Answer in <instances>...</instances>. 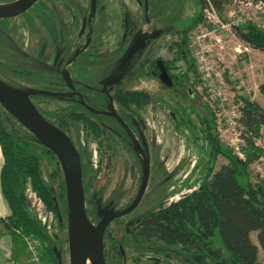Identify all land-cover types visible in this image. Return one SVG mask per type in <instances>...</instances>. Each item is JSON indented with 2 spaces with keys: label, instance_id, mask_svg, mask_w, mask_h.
<instances>
[{
  "label": "rangeland",
  "instance_id": "rangeland-1",
  "mask_svg": "<svg viewBox=\"0 0 264 264\" xmlns=\"http://www.w3.org/2000/svg\"><path fill=\"white\" fill-rule=\"evenodd\" d=\"M197 1L148 0V10L145 11L144 0H97L92 41L77 61L68 67L72 80L78 79L88 86H95L98 82L104 83L119 68L121 70L122 62L117 61L122 60L130 43V37L124 33L121 25L123 10L126 8L139 30L148 25L152 30L163 29L165 32L146 47L141 55L144 61L140 63L139 68L134 66L135 63L126 65L125 71L137 68L133 76H122L123 88L143 90L150 95L149 103L137 109L149 151V179L135 209L121 221H113L107 229L117 240L121 250V256L117 257L118 264H191L184 256L157 245L155 240L143 239L132 229L131 223L127 222L166 206L191 190L183 185V181L196 163V148L180 114L184 109L196 121L194 114L189 110V106L196 105V97L193 95L189 98L177 88L163 84L147 72L146 65L154 59H172L175 52L173 42L177 40V36L170 28L176 26L180 19L190 17L197 10ZM89 9V0H38L22 15L0 18V31L3 33L0 34V78L16 82L20 88H38L50 84L51 78L48 76L52 75V71L50 67L44 66V63H52L68 40L75 39L72 51L77 42H82V38H76V33L80 28L82 16L87 15ZM231 11L246 17L254 8H248L241 0H225L221 10L222 16L227 18ZM145 14L149 17V24L144 21ZM263 16L264 14L260 13L259 17ZM233 38L225 37L224 43H221L224 61L218 65L217 70L225 69L224 76L228 82L229 93L235 91L245 94L264 107V97L257 89L258 84L264 82L262 52L250 47L248 53H236L233 47L241 50L239 44L243 41L237 36ZM59 63L63 68L65 59L62 58ZM175 64L181 70L186 68L182 59L177 60ZM173 71L176 73L178 69ZM240 79L243 85L239 84ZM197 88L198 84L196 90ZM208 103L214 104L213 99ZM35 105L47 111H60L67 106L62 100L35 101ZM226 109L231 110L230 105H227ZM262 131L264 133V125ZM68 132L73 142L81 149L83 160L89 167L91 190L101 188L103 202H107L118 187L121 203L136 194L141 174L140 166L124 143L101 137L102 144H99L81 123L71 127ZM219 137L233 139L234 136L224 131L219 132ZM258 145L264 149V135ZM37 153L44 177L56 187L60 176H56L53 181L50 178V173L56 171V158L47 154L42 146L37 148ZM225 162L224 158L219 157L216 169ZM250 169L253 181L263 179L264 159L261 157L251 163ZM195 177L196 175H191L188 182L191 183ZM27 197L28 207L42 221L60 251L62 264H69L67 227L66 224H59L64 217L60 215L58 218L47 211L30 187L27 188ZM250 236L258 244L256 232H251ZM37 242L42 262L52 264L47 259L48 254L41 240ZM258 258L264 264V253L260 247Z\"/></svg>",
  "mask_w": 264,
  "mask_h": 264
},
{
  "label": "trees",
  "instance_id": "trees-1",
  "mask_svg": "<svg viewBox=\"0 0 264 264\" xmlns=\"http://www.w3.org/2000/svg\"><path fill=\"white\" fill-rule=\"evenodd\" d=\"M9 1L13 0H0V3ZM210 1L219 11L223 9L225 0ZM252 1L264 3V0ZM197 2V10L190 17L180 19L175 26V32L179 35L178 41L174 43L178 47L175 58L164 61L167 71L170 68L178 69L172 76V87L189 98L195 95L197 100L196 105L189 106L196 121L184 109L180 114L196 148V163L183 181V185L191 190L170 204L140 216L136 232L143 239L155 240L157 245L160 244L165 250H172L184 256L191 264H262L258 255L259 247L264 253V178L253 181L250 165L261 157L264 159V149L253 142V138H262L264 135L261 131L264 125V107L257 100L239 94L243 103L242 121L245 129L251 132L241 147L245 155L242 160L234 154L233 148L220 140L214 112L202 94L196 90L201 80L190 56L187 36L189 31L203 20L205 0ZM123 19L126 29L134 28L127 8L123 10ZM235 32L239 39L262 52L264 74V27L245 20ZM179 59L185 61V70L179 69L175 64ZM128 73L132 72L127 70ZM257 89L264 97V82L258 84ZM31 98L33 102L62 100L61 97L43 94H36ZM114 98L118 104L131 110L134 106L146 105L150 101V95L146 91L137 90L118 89ZM37 107L45 118L63 131L67 124L73 127L84 122L89 124V133L92 136L101 135V131L92 126L93 122L88 117H82V113H78L75 106L65 107L60 111H47ZM50 117H53V120H50ZM97 143L102 144V141L98 140ZM41 146L35 137L0 105V149L3 157L0 189L10 209V213L1 219L2 225L16 241L21 240L15 233L16 230L41 240L48 254L47 259L52 264H60V251L42 221L28 207L27 188L30 187L47 211L58 218L60 215L64 217L59 224H66L67 207L62 171L56 161V171L50 173V178L53 181L56 176H60V179L56 187H53L41 169L37 153V148ZM44 151L55 157L45 147ZM219 157L224 158L226 162L216 169ZM81 163L85 185L89 169L82 157ZM191 175L196 177L189 183ZM84 189L88 191L87 186H84ZM98 199L99 197L94 206ZM86 212L91 221L98 220L99 216L91 203L86 205ZM251 232H256L258 244L252 240ZM113 241L109 240V248L104 252L106 264H116L117 257L121 256L113 258L111 249L113 245L117 248L116 241ZM119 252L117 250L115 254Z\"/></svg>",
  "mask_w": 264,
  "mask_h": 264
},
{
  "label": "water",
  "instance_id": "water-1",
  "mask_svg": "<svg viewBox=\"0 0 264 264\" xmlns=\"http://www.w3.org/2000/svg\"><path fill=\"white\" fill-rule=\"evenodd\" d=\"M36 1L14 0L9 3H0V18H10L22 14ZM144 1V8L147 11L148 0ZM96 2L97 0H90L91 12L95 11ZM142 42L143 40H140V45ZM138 46V42L134 40L122 57L120 71L127 65L134 52L139 48ZM158 64L161 68L160 80L165 85L170 86L172 84L171 78L161 61H158ZM122 72L119 76L117 75L115 80L112 79L106 84L115 82L123 75ZM62 77L72 87L67 69L62 70ZM35 94L69 96L72 93L50 92L36 88H19L0 78V105L22 124L42 146L53 153L61 168L67 207L66 227L69 264H106L104 256V232L107 225L114 218L124 216L135 209L148 183L149 157L146 141L143 139V146H141L134 134L125 126L134 144V150L141 158L142 174L138 191L131 204L126 208L116 211L113 209H106L104 212L98 211V215L101 218L96 224L92 223L86 212L79 152L70 137L40 113L31 99V96ZM82 103L84 102L82 101ZM86 106L93 112H99L88 105ZM109 108V114L117 117L124 124L114 108L112 106H109Z\"/></svg>",
  "mask_w": 264,
  "mask_h": 264
},
{
  "label": "flooded vegetation",
  "instance_id": "flooded-vegetation-1",
  "mask_svg": "<svg viewBox=\"0 0 264 264\" xmlns=\"http://www.w3.org/2000/svg\"><path fill=\"white\" fill-rule=\"evenodd\" d=\"M9 2H12V1H9ZM9 2H4V3H9ZM89 8H90V0H89ZM25 12H23V13H25ZM22 14H19V15H22ZM19 15H17V16H19ZM95 15H96V9L94 12H91L89 9V13H87V15H85V16H82L81 25H80V28L78 29L77 33H76V38L80 37L83 40H82V42L76 43L75 49L73 51H72L71 47H73L72 44H73L75 39L68 40L66 43L63 44V46L61 47L62 49L59 50L57 57H55L53 59L52 63H44V66H46V67L48 66L51 68V71H52L51 74L52 75L48 76L51 78V81H49L50 84L43 86V87H38L36 89L47 90L50 92L72 93L69 96H52V95H48V94H43V95H48V96H52V97H61L62 101H64L67 104L66 108L71 107V106H75L77 108L78 113H82L81 114L82 117H88L93 122L92 126L101 131V135L99 137L92 136V137L96 138L97 142H98V140H101V137H104V138H108L110 140H114L116 142L124 143L127 146V148L132 152V154L136 157V159L139 163V166H140V172L142 174L141 158L136 153V151L134 150V144L131 141V139L127 133L126 127H128L130 129V131L134 134L135 138L138 140L139 144L141 146H143L142 140L144 139L146 141V139L144 138V134H143L142 119H141V116L139 114V110H137V109L139 106H146L147 104L134 106V107H132L133 110L124 108L123 106L118 104V102L114 98V93L116 90H118V89L136 90V89H127V88L122 87V84H123V81H122L123 77L122 76L123 75L119 79H117L115 82H113L111 84H106L108 81H110L112 79L115 80L117 75L119 76L121 74V72L125 69L126 65L122 68V71H120V68H119L113 76L108 78L107 81H105L104 83L98 82V83H96L95 86L85 85L83 82H81L78 79L72 80V78L70 77V74H69L71 84H72V87H70L69 84L67 82H65V80L62 77V70L67 69V71L69 73L68 67L70 65H73L77 61V59L88 49V47L92 41L91 34H92V32H94L93 23H94V21L96 22ZM17 16H14V17H17ZM10 18H12V17H10ZM2 19H4V18H2ZM144 21L146 24H149V17H147L146 14L144 15ZM131 22L133 23L134 28L132 27L133 29L132 28L126 29V25L124 23V19L122 16L121 25L123 27L124 33H126V35L128 37H130V43H129L128 48L130 47V45L132 44V42L134 40H136L139 44V46H138L139 48L137 49V51L134 52L132 58L127 62V65L130 66V64L135 63L134 66L139 68L140 63H142L144 61V59L143 60L141 59L142 58L141 55H143L146 47L150 43H152L153 41L159 39L163 34H165V32L162 31L163 29L152 30L151 28L148 27V25L146 26L145 29L141 28V30H139L136 27L133 16L131 17ZM170 31L177 36V40L173 42V45L175 46V52L173 53L172 59H165V60H173L175 58V54L177 53V49H178L177 45L174 44L179 39L178 33L175 32L176 31L175 26L170 28ZM0 34L3 35V33L1 31H0ZM140 40H143L141 45H140ZM62 58H63V60L65 59V63H64L63 68H62V65L59 63V61ZM120 60H118L117 62H122V60L121 61ZM165 60H157V59L151 60V62L147 63V65H146L147 72H149L151 75L157 77L160 80L159 75L161 73V68L158 64V61H161L163 67L165 68V65H164ZM146 62H147V60H146ZM137 68L136 69L135 68L128 69L132 72L131 74L128 73L129 75L127 74V71H123L122 73L125 76L128 75L129 77H131V76H133L134 72L137 71ZM165 70H166L167 74L169 75V77L171 78V81H172V79H173L172 76L174 75V71H173L174 69L170 68L169 71H167V69L165 68ZM50 78H48V79H50ZM54 78H55V80H54ZM4 81H6V80H4ZM6 82L14 84V85H16V87L20 88V86H18V83L14 82V81L9 80ZM170 87H172V84L170 85ZM22 88H27V87H22ZM137 91H143V90H137ZM81 100L85 104L82 103ZM34 104H35V102H34ZM86 105L90 106L91 108H93L99 112H93V111L89 110ZM109 106H112L114 108L115 112L121 118V120L124 122L125 125L123 123H121V121L117 117L109 114V112H110ZM42 110H44V109L42 108ZM86 111H88L89 113ZM50 120H53V117H50ZM81 124L88 132L90 131V127L88 126L89 124H85L84 122H81ZM65 126H66V128H64V130H65L64 132L73 141L72 136L68 132V130L72 126H70L69 124H67ZM73 127H75V126H73ZM146 144H147V141H146ZM75 146L79 152L80 160H81V157L83 160V154H82L81 149H79L76 144H75ZM148 157H149V151H148ZM83 162H85V161L83 160ZM86 166L89 169L87 163H86ZM81 167H82V163H81ZM141 174L139 177V184L137 186L136 193H137L139 185H140ZM82 182H83V173H82ZM122 183H123V180L121 181L120 186L122 185ZM84 186H87V189H88V191H85V189H84L85 206L91 203L92 208L95 207V211H96L97 215H98V211L104 212L106 209H113L116 211V210H122V209L126 208L128 205L131 204V202L133 201V199L135 198V195H136L135 194L131 199L121 203V200H120L121 192H120V189L118 187L116 189V191L113 193L112 197H110L107 202H103L101 200L103 190L101 188L98 190H95V191L91 190L92 184H91L90 173L86 177L85 185L83 183V188H84ZM95 197H96V199L99 197V199L97 200L96 206H94V203L96 202ZM92 203H93V205H92ZM128 214H126V215H128ZM126 215L120 216L118 218H114L107 225L105 232H104V252L109 248V240L110 239L114 240L113 242L117 241L107 231L109 225L113 221H116V220L121 221ZM100 218L101 217L99 216L97 221L93 220L91 222L96 224L100 220ZM138 218H136L135 220H131V221L127 222V224L131 223V226H133L132 229L135 231H136V224H137ZM90 220H91V217H90ZM116 245H117L116 246L117 248H115V245H113V247L111 249L113 258H115V259L118 255H121V250H120L117 242H116ZM117 250L120 251L119 254H115V252H117ZM116 264H118V263H116Z\"/></svg>",
  "mask_w": 264,
  "mask_h": 264
},
{
  "label": "built area",
  "instance_id": "built-area-1",
  "mask_svg": "<svg viewBox=\"0 0 264 264\" xmlns=\"http://www.w3.org/2000/svg\"><path fill=\"white\" fill-rule=\"evenodd\" d=\"M241 1L248 8L249 6L254 8V11L251 14L248 13L246 17L231 11L226 18L222 16V12L216 9L210 0H205L203 20L189 31L187 40L190 56L197 67L199 79L201 80L197 90L200 91L203 99L207 102L213 99L214 104H210V107L215 115L218 132L225 131L234 136L233 139L220 137V140L233 148V152L238 158L244 160L245 156L241 147L244 145L242 143H245L246 137L251 135V132L245 129L242 121V99L235 91L229 93L228 82L224 76L225 69L223 71L217 70L218 65H221L224 61L221 43H224L225 37L229 39L234 37L233 39H235L237 36L235 29L241 26L245 20H250L258 26L264 27V16L259 17L260 13L264 14V3L252 0ZM239 45L241 50L233 47L236 53L249 52L251 46L247 43L243 41ZM239 84L243 85L241 79ZM227 105H230L231 110H225ZM260 140L261 138H253V142L256 144H259ZM229 143L240 144L231 145ZM15 232L21 237L27 252L28 262L30 264H44L38 248L37 238L26 235L20 230Z\"/></svg>",
  "mask_w": 264,
  "mask_h": 264
},
{
  "label": "crops",
  "instance_id": "crops-1",
  "mask_svg": "<svg viewBox=\"0 0 264 264\" xmlns=\"http://www.w3.org/2000/svg\"><path fill=\"white\" fill-rule=\"evenodd\" d=\"M3 157L0 149V168ZM10 213L9 206L0 189V264H30L21 240H15L11 233L3 227L1 219Z\"/></svg>",
  "mask_w": 264,
  "mask_h": 264
}]
</instances>
